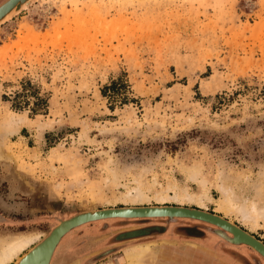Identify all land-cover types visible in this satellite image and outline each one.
<instances>
[{"label":"rangeland","instance_id":"374dc122","mask_svg":"<svg viewBox=\"0 0 264 264\" xmlns=\"http://www.w3.org/2000/svg\"><path fill=\"white\" fill-rule=\"evenodd\" d=\"M117 76L133 99L110 109ZM27 81L47 113L3 99ZM168 204L264 243V0H33L0 24V236L37 232L30 249L82 211ZM217 228L232 238L189 218L93 221L51 264H126L143 243L151 264H264Z\"/></svg>","mask_w":264,"mask_h":264},{"label":"water","instance_id":"95a60500","mask_svg":"<svg viewBox=\"0 0 264 264\" xmlns=\"http://www.w3.org/2000/svg\"><path fill=\"white\" fill-rule=\"evenodd\" d=\"M33 0H2L0 2V24L4 23L5 21L12 18L15 14L19 13L20 11L27 8ZM92 212V213H91ZM213 212H205L203 210H199L196 207H180V206H171L170 204L165 206H148V205H140L136 207L131 206H120L116 208H109V209H103L100 208L98 210H89V211H82L79 213H76L68 219H61L58 221L48 233L46 237H44L39 243H36L32 248L28 249L23 253V255L20 257L19 262H15L14 264H30L34 261L37 254L40 252L42 247L46 245L47 243H51L52 245H56L59 241L58 238H60L66 231H68L71 228L79 227L81 224L93 222V221H99V220H105V219H112V218H124V219H136V218H168V219H174V218H189V219H195L199 221H204L208 223H214V218H217L218 220H221L223 223H227V220L220 219L218 216L212 214ZM156 216H167V217H156ZM1 217V216H0ZM1 219V218H0ZM66 229L62 234L56 233V231L59 229L61 224L65 223ZM218 225V224H217ZM238 231L243 233L247 240L251 243L245 242L249 245H255L256 250L261 253L264 256V244L261 242L260 239L255 237L254 235H249L246 231H244L241 228L236 227ZM215 232L220 235L222 238L226 239L227 241H231V239L226 236L220 229H215ZM56 233V235H55ZM60 234V235H59ZM55 235L54 239L52 240V237ZM59 237L57 238V236ZM57 238V239H56ZM56 239V240H55ZM260 240V241H259ZM54 247V246H53ZM51 251L48 253V260L51 256ZM47 260V262H48ZM47 262L45 264H47Z\"/></svg>","mask_w":264,"mask_h":264},{"label":"bare ground","instance_id":"6f19581e","mask_svg":"<svg viewBox=\"0 0 264 264\" xmlns=\"http://www.w3.org/2000/svg\"><path fill=\"white\" fill-rule=\"evenodd\" d=\"M156 206H161V205H156ZM171 206H173V205H171ZM175 206H180V205H175ZM131 207H136V206H131ZM180 207H187V206H180ZM114 208H116V207H114ZM105 209H109V208H105ZM96 210H98V209H96ZM205 212H207V211H205ZM212 214H214V213H212ZM214 215L218 216L220 219H225L224 217H222L220 215H217V214H214ZM156 217H167V216H156ZM225 220H227V219H225ZM213 221H214V223H216V226L220 227L222 230H225V231H228L229 233H231L232 238L229 237L231 239L230 242H233L234 244L235 243L246 244V245L251 244L247 240L245 235L236 229V227L241 228L238 225L234 224L233 222H231L229 220H227L228 224H226V223H223L221 220H218L217 218H214ZM83 224H81V225H83ZM210 224H212V223H210ZM65 225H66V222L63 223V225H61L59 227V229L56 231V233L58 232V233L62 234L66 230V229H64ZM78 226H80V225H78ZM69 230H71V229H69ZM56 233H55V235H56ZM66 233H67V231L60 238H58L60 234L57 236L59 241L57 242L56 245H52V247H51V243H47L46 245H44L42 247V249L40 250V252L35 257L34 261L30 264H45L48 260V256H49L48 253L51 251V248H52L51 256L49 257V260L47 262V264H51L53 254L56 251L62 237ZM248 234L251 235L250 233H248ZM55 235L52 237V240L54 239ZM39 239H40V234L37 232L19 233V234L7 235V236H0V264H9L12 261H14L16 258L18 259L17 262H19L20 257H21L19 254L22 253L24 250L28 249L29 247H31V245L33 243H35L36 241H38ZM245 242H248L249 244H247ZM249 246H251L255 251H257L256 247H254L255 245L254 246L249 245ZM155 247H156V245H155ZM155 247H152L148 243L130 246L129 248H127L125 250V257H126V262H127L126 264H151L149 259L156 252ZM259 254L262 255L261 253H259Z\"/></svg>","mask_w":264,"mask_h":264},{"label":"trees","instance_id":"16d2710c","mask_svg":"<svg viewBox=\"0 0 264 264\" xmlns=\"http://www.w3.org/2000/svg\"><path fill=\"white\" fill-rule=\"evenodd\" d=\"M27 84L30 85L29 89L23 87L20 91H16L11 99L6 95H3V99L10 100L12 107L16 110L28 107L31 115L47 113L48 99L41 96L39 90L31 85L29 81H27ZM100 91L102 96L107 99L110 109H113L116 103L123 105L133 99L129 97V94H131L130 84L123 76L111 77L101 87ZM31 99V105H29Z\"/></svg>","mask_w":264,"mask_h":264},{"label":"flooded vegetation","instance_id":"af4514ba","mask_svg":"<svg viewBox=\"0 0 264 264\" xmlns=\"http://www.w3.org/2000/svg\"><path fill=\"white\" fill-rule=\"evenodd\" d=\"M218 227V226H217ZM227 241V240H226Z\"/></svg>","mask_w":264,"mask_h":264}]
</instances>
